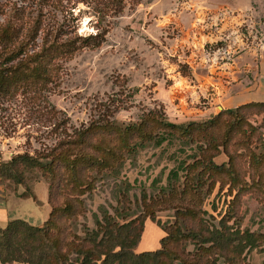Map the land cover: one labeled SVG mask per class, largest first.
Returning <instances> with one entry per match:
<instances>
[{
  "label": "rangeland",
  "instance_id": "obj_1",
  "mask_svg": "<svg viewBox=\"0 0 264 264\" xmlns=\"http://www.w3.org/2000/svg\"><path fill=\"white\" fill-rule=\"evenodd\" d=\"M56 2L57 8L49 9L46 0H0V26L12 8L19 13L32 9L42 11L46 18L39 36L48 33L53 37L57 33L65 41L95 35L101 28L106 33L98 47L79 50L62 62L58 76L45 91L0 93V163L16 155H45L92 123L107 121L125 126L152 111L176 125L204 122L221 111L211 104L217 94L215 86L208 88L195 106L184 97L182 93L194 96L191 89L200 86L197 76L207 74L224 86L232 84L239 94L254 81L253 74L243 72L242 66L241 71L223 74L220 65H232L235 57L246 52L263 51L264 0H140L137 5L126 4L120 14L107 17L102 25L97 24L89 0ZM231 9L235 11L229 13ZM227 15H240L243 20L228 21L224 18ZM23 33L22 29L19 41ZM225 37H238L243 44H227ZM179 81L185 84L183 92L175 90ZM263 119L254 116L249 122L259 126ZM194 147L178 141L159 148L148 146L122 163L117 176L96 177L93 189L79 198L84 212L72 223L74 234L85 238V228L92 230L94 218H100L103 212L113 216L115 211L123 210L117 218L119 224L123 216L126 221L138 217L143 199L149 201L161 190L166 191L170 172L177 173L182 190L185 172L177 171L178 165L192 162L191 156L197 155ZM251 148L264 152L261 145ZM214 162L219 165L228 160L221 153ZM245 180L249 181L248 174ZM48 182L37 170L25 171L21 185L0 179V224L23 220L40 226L49 214ZM207 190L208 185L203 193ZM234 195V191L228 192V186L220 191L216 184L211 194L203 195V219L210 217L216 224ZM160 208L155 212V221L146 220L136 250L156 248L162 236L160 227L175 223V210ZM238 217L241 231L264 234V207L251 194L241 197ZM263 261L264 254L257 250L247 254L249 264Z\"/></svg>",
  "mask_w": 264,
  "mask_h": 264
},
{
  "label": "trees",
  "instance_id": "obj_2",
  "mask_svg": "<svg viewBox=\"0 0 264 264\" xmlns=\"http://www.w3.org/2000/svg\"><path fill=\"white\" fill-rule=\"evenodd\" d=\"M56 1L46 0L45 5L57 8ZM139 1L89 0L88 6L97 24L102 25L107 17L120 14L126 4L137 5ZM30 11L19 13L12 8L0 26V93L45 91L58 76L62 62L79 50L98 47L106 33L101 28L95 35L65 41L57 33L53 37L48 33L39 36L46 18L40 10ZM254 116H264V102L222 110L204 122L185 125L169 123L162 114L152 111L125 126L107 121L92 123L45 155H16L0 163L2 180L21 185L24 172L31 170L42 172L49 180V214L40 226L23 220L0 226V264H249L248 253L257 250L264 254V234L241 231L238 217L240 199L245 194H251L264 207V152L251 148L264 146V119L253 126L249 119ZM171 141L194 145L197 151L191 163L178 165L177 171L185 172L182 190L177 173L170 172L167 195L161 190L153 199H143L138 217L126 221L123 216L119 224L117 218L123 210L113 216L103 212L100 218H94L92 230L85 228V238L74 234L72 223L84 212L79 198L93 189L96 177L117 176L122 163L139 150L159 148ZM221 153L228 162L217 165L214 158ZM216 184L220 191L228 186V192L235 195L215 224L210 217L203 219L201 205L203 195L211 194ZM159 207L175 210L176 221L160 227L163 237L157 249L138 253L145 222L155 221Z\"/></svg>",
  "mask_w": 264,
  "mask_h": 264
},
{
  "label": "crops",
  "instance_id": "obj_3",
  "mask_svg": "<svg viewBox=\"0 0 264 264\" xmlns=\"http://www.w3.org/2000/svg\"><path fill=\"white\" fill-rule=\"evenodd\" d=\"M235 10H230L229 13H232ZM214 13H217V11H214ZM234 14V13H233ZM242 16L240 15H227V17H224L225 19L232 20L234 22H239ZM216 21L218 18H215ZM217 22H213V24H216ZM230 22H227V24ZM219 25V24H218ZM226 38V37H225ZM218 39H224V38H218ZM227 40L225 41L227 44H243L242 40L238 37H228L226 38ZM220 41V40H219ZM237 41V42H234ZM263 51L256 52H246L243 53L242 55L235 57L231 62L232 65L228 63H224L220 65L221 73L226 74L233 72V70L236 71H241V66H242V71L246 73H252L254 76V81L253 83H250L251 87L244 89L241 94L234 92L235 86L234 85H227L224 86L221 81H217L216 79H213L209 77L207 74H204L203 76L196 77V80L199 82L200 86H195V89H191V93H195L194 96H187V94L182 93L184 97L190 102L194 103L192 106H195L196 103H199L203 98L202 96L205 95L206 90L208 88H214L216 87L217 94L214 99H212L211 104L213 103L214 106H216L218 109L222 110H231L235 109L241 105L251 103V102H264V46L262 47ZM257 60V64L255 63ZM228 61V60H227ZM245 66V68L243 67ZM185 84L182 81L177 82V85L175 90H181ZM191 88V86H189ZM201 88V89H200ZM179 95V93H178ZM177 95V96H178ZM180 96V95H179ZM210 104V105H211ZM213 108L211 107L210 110L208 111L209 115L210 113L212 114ZM201 114H203L201 112ZM263 133V138H264V130L262 131ZM2 212L0 211V216H2ZM2 219V217H1ZM6 222V221H5ZM7 224V223H6ZM5 224V225H6ZM5 225H1V227H4ZM163 237H160V239ZM159 239V240H160ZM159 246V245H158ZM152 249L155 250L158 248ZM152 250H136V252H144V251H152Z\"/></svg>",
  "mask_w": 264,
  "mask_h": 264
},
{
  "label": "bare ground",
  "instance_id": "obj_4",
  "mask_svg": "<svg viewBox=\"0 0 264 264\" xmlns=\"http://www.w3.org/2000/svg\"><path fill=\"white\" fill-rule=\"evenodd\" d=\"M221 111V109H217V112Z\"/></svg>",
  "mask_w": 264,
  "mask_h": 264
}]
</instances>
